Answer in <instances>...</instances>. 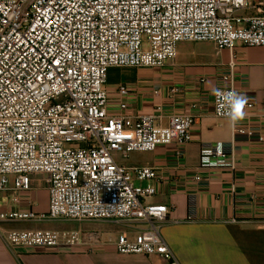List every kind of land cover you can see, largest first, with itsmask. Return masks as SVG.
I'll use <instances>...</instances> for the list:
<instances>
[{"label": "built area", "instance_id": "obj_1", "mask_svg": "<svg viewBox=\"0 0 264 264\" xmlns=\"http://www.w3.org/2000/svg\"><path fill=\"white\" fill-rule=\"evenodd\" d=\"M181 42L232 52L264 47V0H0V192L20 201L36 189L33 176L43 175L48 193L46 212L29 196L24 209L0 210V224L146 222L139 238L113 241L116 251L181 264L162 235L167 206L147 202L153 185L136 184L156 180V168H128L115 154L184 147L196 117L177 114L159 126L152 114L133 116L125 86L111 114L106 89L110 68L162 67ZM224 80L221 93L236 91L233 62ZM213 107L228 118L222 96L214 95ZM254 109L248 101L245 111ZM233 133L254 135L240 127ZM200 166L233 163L217 143L201 149ZM5 239L60 252L106 243L99 231L76 230H10Z\"/></svg>", "mask_w": 264, "mask_h": 264}, {"label": "crops", "instance_id": "obj_2", "mask_svg": "<svg viewBox=\"0 0 264 264\" xmlns=\"http://www.w3.org/2000/svg\"><path fill=\"white\" fill-rule=\"evenodd\" d=\"M231 62L236 92L255 104L235 127L253 131L251 137L234 135L229 119L214 114V91L226 85ZM120 86L129 89L126 100L133 116L152 114L159 126H168L177 114L196 117L193 139L184 147L174 142L128 158L115 154L128 168H156V180L136 184L153 185L157 192L147 202L167 206L162 235L179 262L264 264V47L240 45L232 52L210 42H181L176 58L162 67L110 68L106 89L111 114L119 110ZM217 143L224 144L233 166L201 167V149ZM38 193V211L46 212L44 184L20 195V201L13 193L0 192V210L24 209V201L29 196L38 200ZM10 225L0 224V264H166L159 256L122 255L115 249L113 241L121 234L139 238L149 228L146 222L57 221L47 229H23L99 231L106 241L93 250L82 246L61 252L8 244L6 231L16 230Z\"/></svg>", "mask_w": 264, "mask_h": 264}, {"label": "clouds", "instance_id": "obj_3", "mask_svg": "<svg viewBox=\"0 0 264 264\" xmlns=\"http://www.w3.org/2000/svg\"><path fill=\"white\" fill-rule=\"evenodd\" d=\"M214 95L222 96V99L228 108L226 115L228 116L232 127H235L237 123L246 117L245 107L248 104V98L245 95L239 94L234 90L221 93L219 89L214 91Z\"/></svg>", "mask_w": 264, "mask_h": 264}, {"label": "rangeland", "instance_id": "obj_4", "mask_svg": "<svg viewBox=\"0 0 264 264\" xmlns=\"http://www.w3.org/2000/svg\"><path fill=\"white\" fill-rule=\"evenodd\" d=\"M43 179V175H34L33 176V181H34V186L37 187H42L44 182L41 181ZM42 193V192H41ZM38 200V206L37 209H41L40 208V193L37 194ZM42 202V201H41ZM54 222H43V223H36V222H32V223H17V224H11L10 227L12 229H16V230H23V229H47L49 228V225H51V227L53 226ZM8 226V225H7Z\"/></svg>", "mask_w": 264, "mask_h": 264}]
</instances>
